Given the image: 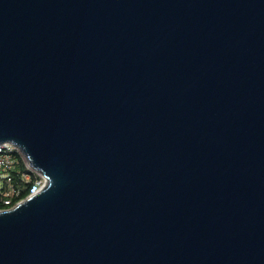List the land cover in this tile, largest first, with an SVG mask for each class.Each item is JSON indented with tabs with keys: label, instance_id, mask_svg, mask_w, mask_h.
Instances as JSON below:
<instances>
[{
	"label": "water",
	"instance_id": "obj_1",
	"mask_svg": "<svg viewBox=\"0 0 264 264\" xmlns=\"http://www.w3.org/2000/svg\"><path fill=\"white\" fill-rule=\"evenodd\" d=\"M4 142L0 264H264V0H0Z\"/></svg>",
	"mask_w": 264,
	"mask_h": 264
},
{
	"label": "built area",
	"instance_id": "obj_2",
	"mask_svg": "<svg viewBox=\"0 0 264 264\" xmlns=\"http://www.w3.org/2000/svg\"><path fill=\"white\" fill-rule=\"evenodd\" d=\"M45 183V176L28 165L18 148L0 143V209L14 206Z\"/></svg>",
	"mask_w": 264,
	"mask_h": 264
},
{
	"label": "trees",
	"instance_id": "obj_3",
	"mask_svg": "<svg viewBox=\"0 0 264 264\" xmlns=\"http://www.w3.org/2000/svg\"><path fill=\"white\" fill-rule=\"evenodd\" d=\"M24 195V194H23Z\"/></svg>",
	"mask_w": 264,
	"mask_h": 264
}]
</instances>
